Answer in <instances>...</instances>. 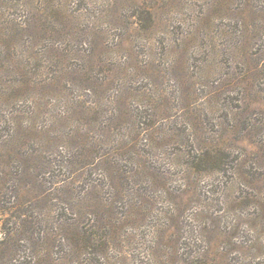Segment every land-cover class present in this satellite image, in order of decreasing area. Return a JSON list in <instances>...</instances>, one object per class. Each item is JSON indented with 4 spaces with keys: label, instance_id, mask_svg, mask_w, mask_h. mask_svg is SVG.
<instances>
[{
    "label": "rangeland",
    "instance_id": "rangeland-1",
    "mask_svg": "<svg viewBox=\"0 0 264 264\" xmlns=\"http://www.w3.org/2000/svg\"><path fill=\"white\" fill-rule=\"evenodd\" d=\"M198 259L264 264V0H0V264Z\"/></svg>",
    "mask_w": 264,
    "mask_h": 264
},
{
    "label": "trees",
    "instance_id": "trees-1",
    "mask_svg": "<svg viewBox=\"0 0 264 264\" xmlns=\"http://www.w3.org/2000/svg\"><path fill=\"white\" fill-rule=\"evenodd\" d=\"M20 79H21L22 84L19 87H21L24 90H28V89H31V88L34 89V88H36L37 86L40 85L39 82H37V81L31 80L29 78H25V75L21 76ZM35 113H36L35 111L31 112V114L29 116V120L32 119V117L34 116ZM31 128H32V126H31V124L29 122L28 127L25 128V129H27V131H29ZM14 129H16V128H14ZM25 129H23V130H25ZM18 132H19V129L17 128L15 130V135H11V138L13 139V141H16V140H18V139H20L22 137V135L20 133H19L20 134V136H19ZM88 160H84V159L83 160H77L76 164L77 163L80 164V165H77L79 168L76 169L75 171H70V173H75L77 175H80V173H77V172H81L84 169L83 167H85L84 165H85V163ZM210 160H212V159L207 158V152L196 151V152H193V154L191 155V157H190V159L188 161H189V165H191L193 167V169H205L207 164L212 163ZM93 227H95V225H93ZM98 228H100V223H99V227ZM80 235H81V239H83L85 242H87L89 244H93L94 245L95 241H98V240H96L97 239L96 230L94 232H91V233H87L86 231H82L80 233ZM114 237H115V230H111L109 232V234L107 233L105 236L102 237V240L105 243L107 241H110V240L114 239ZM34 262H35V260H34ZM200 262H202V260L198 259V262H195L194 264H201Z\"/></svg>",
    "mask_w": 264,
    "mask_h": 264
}]
</instances>
